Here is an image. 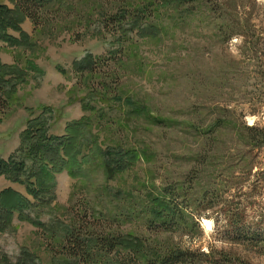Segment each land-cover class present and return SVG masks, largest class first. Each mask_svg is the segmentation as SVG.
<instances>
[{"label": "rangeland", "instance_id": "1", "mask_svg": "<svg viewBox=\"0 0 264 264\" xmlns=\"http://www.w3.org/2000/svg\"><path fill=\"white\" fill-rule=\"evenodd\" d=\"M15 3L0 0L14 18L0 39V194L14 196L0 205L16 210L0 221V264H134L104 243L118 238L139 240L142 262L209 250L264 264L261 249L226 243L217 227L225 200L253 201L258 170L241 173L240 134L264 127L246 48L225 42L218 18L254 7L259 34L264 0H47L31 17ZM67 139L69 157L50 149ZM108 156L125 170L109 175ZM170 195L194 219L155 221L153 200ZM90 240L100 244L76 247Z\"/></svg>", "mask_w": 264, "mask_h": 264}, {"label": "trees", "instance_id": "2", "mask_svg": "<svg viewBox=\"0 0 264 264\" xmlns=\"http://www.w3.org/2000/svg\"><path fill=\"white\" fill-rule=\"evenodd\" d=\"M47 3V0H16L17 10L22 12L25 17H31L32 13L37 12L36 7H42ZM239 8V6H238ZM254 8V7H253ZM253 8L245 13H243V18L237 20H229L223 19L219 17L218 19L221 21L217 30L220 33V36L223 37L226 43L231 42L233 39H236L237 42L240 43L242 47H245L246 50L243 52L242 57H246L251 64V68L253 73L256 76L257 83L255 85L256 91L261 90L264 92V24L261 32L258 34L256 32L255 22L257 20V16L255 17ZM244 9V7H242ZM8 13L6 12L5 7H0V39L10 40L5 36V31L8 28L14 29V18L13 16L6 17ZM7 74H0V86L1 81L6 77ZM257 93V92H256ZM258 94V93H257ZM256 99H259V104L263 105L262 98L258 95H255ZM250 114H255L253 109L250 110ZM76 126V125H75ZM75 128V127H74ZM69 132L72 138L73 130ZM71 130V129H70ZM240 137L244 140V150L240 152V160L237 165L242 166L241 173L245 176H249L252 170L257 169V173L255 174V181L252 185V192L249 197H253L252 202H240L238 206L233 203L232 200H225L226 209L220 212V224L218 223V230H221V235H223V240L226 243L233 245H242V246H250L254 248H259L263 251L264 256V169L261 168V165L257 163V161L261 160V156L264 158V127L259 124H254L251 126H247L243 124L242 126V134ZM29 139V136H28ZM73 140L67 139L65 142H59L56 147L51 146L50 149L57 154L58 148L64 147L66 150L65 157H69V149L71 148V144ZM249 150V151H248ZM33 153L37 156V148L33 149ZM136 157L134 154L127 153L123 156V159L130 160L131 158ZM74 158V157H73ZM2 164V168L0 169V173L6 172L3 167H5L4 162H0ZM106 172L109 175H114L115 170L111 168V165L117 166L116 171L125 170L124 166L121 165L120 162H113L110 156H108L107 160L104 163ZM4 170V171H2ZM42 174H47V171ZM14 194L11 190H6V192L2 195L0 194V202L1 199H6L8 197H12ZM247 196V195H246ZM248 201V196L246 197ZM203 199H205L203 197ZM217 199V197H216ZM173 196H169V198H165L161 196V198H157L153 200L152 207L150 209L151 215L154 217V220L158 223H162L163 226L166 225L168 219H172L174 217H179L180 219L185 215L191 216L188 214L185 208L181 209L178 204L173 202ZM204 201V200H203ZM221 201V200H220ZM201 202H198V205ZM252 207L254 210L253 222L247 223V208ZM213 205H208L204 208V210H213ZM15 209L9 210L6 206L0 205V221L2 217L5 216L8 219L11 218V214L15 212ZM194 219V216L192 217ZM2 229V228H0ZM87 242L76 243V247H94L95 245H99L100 243L97 241H91L90 245H87ZM104 243L109 248L120 247L123 252H127L132 255L134 259V264H231L228 260H217L212 251H209L204 254V252L192 253L190 251H169L159 257H152V259L144 260L143 262L139 259V252L142 250L141 243L136 239H122L118 238L116 242H112L111 240H105ZM104 244H102L103 246ZM75 248V246H74ZM223 253V251H221ZM87 255V254H86ZM88 255L89 252H88ZM199 258L196 260L193 256ZM78 256V255H76ZM84 256V255H83ZM83 256H78L83 257ZM109 264H126L125 258L122 257L117 262H110Z\"/></svg>", "mask_w": 264, "mask_h": 264}, {"label": "bare ground", "instance_id": "3", "mask_svg": "<svg viewBox=\"0 0 264 264\" xmlns=\"http://www.w3.org/2000/svg\"><path fill=\"white\" fill-rule=\"evenodd\" d=\"M203 223H205L207 226L209 224V222L207 220H204Z\"/></svg>", "mask_w": 264, "mask_h": 264}]
</instances>
